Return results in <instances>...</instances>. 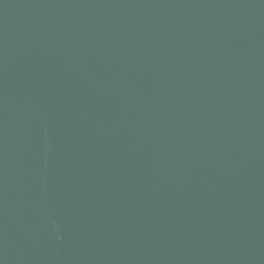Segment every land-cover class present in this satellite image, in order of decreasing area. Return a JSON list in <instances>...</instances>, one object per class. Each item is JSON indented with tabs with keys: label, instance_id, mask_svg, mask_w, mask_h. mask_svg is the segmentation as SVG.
<instances>
[{
	"label": "water",
	"instance_id": "95a60500",
	"mask_svg": "<svg viewBox=\"0 0 264 264\" xmlns=\"http://www.w3.org/2000/svg\"><path fill=\"white\" fill-rule=\"evenodd\" d=\"M0 264H264V0H0Z\"/></svg>",
	"mask_w": 264,
	"mask_h": 264
}]
</instances>
